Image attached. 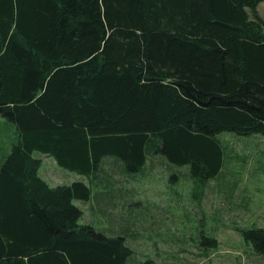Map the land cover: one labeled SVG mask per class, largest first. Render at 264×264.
<instances>
[{
	"label": "trees",
	"instance_id": "trees-1",
	"mask_svg": "<svg viewBox=\"0 0 264 264\" xmlns=\"http://www.w3.org/2000/svg\"><path fill=\"white\" fill-rule=\"evenodd\" d=\"M262 2L0 0V115L17 130L0 168V264L133 255L80 222L91 186H50L36 152L94 177L109 158L133 173L159 153L205 182L224 165L220 133L264 135ZM243 233L264 254V227Z\"/></svg>",
	"mask_w": 264,
	"mask_h": 264
},
{
	"label": "rangeland",
	"instance_id": "rangeland-1",
	"mask_svg": "<svg viewBox=\"0 0 264 264\" xmlns=\"http://www.w3.org/2000/svg\"><path fill=\"white\" fill-rule=\"evenodd\" d=\"M258 11L264 17V2ZM11 134L10 125L0 122V141L6 143ZM219 138L224 165L205 182L190 174L189 165L172 164L159 153L133 173L109 158L96 177L67 169L50 155L36 152V157L54 186L74 181L91 186L90 200H75L84 212L81 223L108 235L134 227L130 239L136 264L146 259L174 264V253L182 264H264V254L256 252L243 233L264 227V135L225 131ZM102 196L113 197V207H118L113 214L99 212L105 208L98 201ZM209 238L217 239V245Z\"/></svg>",
	"mask_w": 264,
	"mask_h": 264
},
{
	"label": "crops",
	"instance_id": "crops-1",
	"mask_svg": "<svg viewBox=\"0 0 264 264\" xmlns=\"http://www.w3.org/2000/svg\"><path fill=\"white\" fill-rule=\"evenodd\" d=\"M2 121L4 123H6L7 125H10V128L12 129V134L10 135V140L9 141L7 140L6 143H4V141L2 139L0 141V168L2 167V164H3V161H4L5 157L10 152V149H11V146H12V142H13V140L15 139V137L17 135V130L13 131L14 128H12L13 127L12 125H14V124L11 121H9L8 119H6L5 117H3V116L0 115V122H2ZM10 123H12V124H10ZM39 154H43V153H39ZM35 156H36V153H35ZM52 158H54V157H52ZM42 172H43V165H41V167L39 169L40 176L47 183H49L50 186H54L51 183L50 179L47 178L46 176H44ZM98 201H99V203L101 202V205H103L105 207V208H101L99 210V212H102V214H104V215L109 214V213L110 214H113L118 209L117 206H114L113 207V205H117L116 202L114 201L113 197H110V198L106 197V198H104V196H102V198H100ZM108 207L110 208V210L108 209ZM83 217H84V215H83ZM133 230H135L133 226L132 227L126 226V227H124V229L118 231L117 233H110L109 235H112V236H114V235H123V236H125L126 237L127 244L134 250V248L131 246L132 245V242H131V239H130L131 236L132 237H135ZM179 240L181 242L182 241V238H179ZM180 251H181V248H180ZM177 252L179 253V251H177ZM179 258H181V257L179 255L177 257L176 253H174V264H182V261ZM129 264H136V262L132 260V257H131V259L129 261Z\"/></svg>",
	"mask_w": 264,
	"mask_h": 264
}]
</instances>
